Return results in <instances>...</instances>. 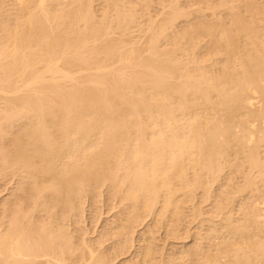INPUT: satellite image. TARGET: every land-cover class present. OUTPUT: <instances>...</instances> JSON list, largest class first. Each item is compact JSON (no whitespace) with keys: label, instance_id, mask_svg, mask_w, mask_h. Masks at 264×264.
I'll use <instances>...</instances> for the list:
<instances>
[{"label":"bare ground","instance_id":"1","mask_svg":"<svg viewBox=\"0 0 264 264\" xmlns=\"http://www.w3.org/2000/svg\"><path fill=\"white\" fill-rule=\"evenodd\" d=\"M95 1L96 0H0V124L4 123L3 125L6 126L7 124L5 123H14L13 119H15V117H23V119L25 118L24 121H26V118L28 120L27 123L25 122L24 126H22L24 121H22L21 118H18L21 120L19 121L21 123H18L19 125L15 126H19L20 128L21 126L25 127L23 128L24 130H19V133L15 132L14 128L11 130V128H5L0 125L2 128V131L0 132H2L3 135L4 133L7 134L6 136L2 135L4 137L3 139L0 133V137H2L0 139H2V141H5L6 137L9 136L8 131H11L9 134H13L12 131H14L12 136L13 138L15 137L14 139L10 138V141L7 138L8 140L6 141L8 142H4V144L8 143V146L0 151V166H3V168H6L7 166L9 167V170L11 166H14V168L11 169V173L15 171V174L17 169H14L18 167V170L22 169L24 172L26 171V175H28L29 178H34L30 179L33 181L32 183L29 182L30 185L25 180L27 179L28 181V177L25 179L22 177V180H19L22 181L21 183H23V180L25 181V184L27 183L26 186L24 183H20L22 187L23 185L28 187V194L27 192L25 193L26 199L24 198V200H22L23 206L26 205L27 207V204H33V207L30 206L31 210L29 212H32V208L33 210L35 209V212L39 211L40 206L37 208V211L34 207L36 206V202L39 201L38 199L41 198V193L39 192L43 193L47 191V189H50L53 201L55 202L54 205L51 201V192L47 191L50 193L49 201H51L52 206L51 203L49 205L52 208L54 206L56 207V205L58 208L60 202L64 204L66 202L67 204L69 200L68 196L71 194L70 192L75 193L72 194L73 196L70 195L72 197L70 201H75L74 204L78 203L80 207L83 203H79L80 201L78 199L79 202H76L77 200L74 198V195L76 196L78 194H76V191L78 192L80 190L79 192H81V189L85 187L83 189L84 193H81L86 194L87 192L85 193V189L87 188L86 191H89L90 188L95 191V188L98 185L93 188L92 186L94 184H100L102 182L104 185V183L109 182L110 187L112 185L111 189L109 188L110 191L114 188L111 196H116L119 193V200L122 201L123 198L127 203L129 202L131 204H129V206L133 209V212L128 205L127 207L131 210L132 214H135L138 209V212L149 209V212L147 211L148 213H145L146 210L142 212L145 213L143 214L144 216H146V214L149 215L151 210H155V206L159 203L161 206L163 205V208L165 207V209L160 207L162 210L159 208V211H161L155 212L161 214L165 210V213L163 214L166 215V209L169 210V208H171L172 211L176 206V202L179 201L178 199H181L179 198L180 196L182 197V195H185V198L188 197L186 200L183 199L186 202L189 198L192 199V197L188 195V192L192 193L191 191H193L194 186V189H196V186L200 185V187L198 186L193 193L196 194V191H202L200 189H203V185H205V183L202 185V179L203 182H209L205 185L207 187L210 186L208 187L209 189L207 187L204 189L205 192L209 193L211 186L213 185L214 187L213 182L216 181V177H223V180L227 179V181L218 179L219 182L223 181L222 191L226 190L223 188L227 185V189H233L230 185L233 181L237 183V179L240 182L245 181L244 183L247 184L246 188L250 189V193L246 192L248 194H245L247 201L251 198V202L258 200L255 203L256 206L253 205L255 209H257V206L260 204L264 206V202H262L264 199L262 200L261 198L264 195V190H262V188L264 189V184L262 183L264 180L260 182L261 179L259 178L260 181L257 182V177L260 175L259 171L260 173L262 171V174L264 172V158L260 156V150H257L259 146L264 143V2L260 1L259 3V0H198V2L200 1V4L202 2H209L210 4L206 5H208V8L212 9L213 12H216L217 9L220 10L217 6H224L226 8L225 11L228 10L226 15L224 14L225 17L221 16L223 12L221 14L218 10L217 14L220 13L221 15L219 14L220 17H216V13L214 12L213 14L210 10L213 14L212 16H214L213 19L215 20L213 21L212 19L208 22L206 21V18H204L205 20H197V18V21L195 19L192 20V16L189 15H191L193 11L190 13L191 10H185V7H182L183 4L181 5V0H168V2L161 0L164 3L158 2L161 3L159 6L155 4V2L159 0H102L104 3H102V1L99 3L100 5L102 4L101 9L102 6H104L102 11L99 10L97 6L96 8L98 9L95 8L94 4L97 2ZM153 1L159 8L163 6L161 7L162 10L158 9L162 12H155L158 14L154 13L155 17L154 15H151L153 13ZM215 1H219L221 4L219 5L216 3L217 6H215ZM192 3L194 4V2ZM95 9L98 12H96ZM192 9L196 11L198 10L195 8ZM204 10L200 9L199 12H203ZM196 11L194 12L197 13L198 11ZM149 12L150 15L147 14ZM97 13H101L99 14L100 16ZM159 14L162 16L160 17ZM158 15L159 19L157 18ZM203 15L201 14L200 16L202 17ZM200 16H198V19H200ZM212 16L210 17L212 18ZM185 18L188 21L187 26L186 20L181 24H185L186 27L178 23L181 19ZM189 18L192 21L188 20ZM177 23L181 28L183 27V29L175 33L176 30L180 29L176 27ZM175 27L177 29H174ZM171 28L175 31L173 29L171 30ZM172 31H174V34H170ZM205 37L208 38L206 39L209 42L206 44H208V47L210 45V47L209 50L206 48L207 51L205 52L207 53H205V55L207 56L202 54L203 58H200L201 56L198 57L195 53L200 51L199 47L203 44L199 45V42L203 40L202 43H204L206 40ZM163 40L166 42V47L164 46L165 44H163V46L161 45ZM196 44L199 45V51L196 49L193 50ZM13 123L10 125L12 126ZM11 126L8 124V127ZM49 126L53 128L54 131H52ZM3 127L9 130L6 131ZM19 127H15V130H18L16 128ZM9 142H11L12 145H10ZM4 144L0 146H3ZM9 145L11 147H9ZM229 155H238L239 159H242V162L239 160L240 164L238 163V165L241 166L238 175L243 172V168L247 165L252 172L254 170L258 171V175H256L257 177L252 178L254 176L253 174H257V172L252 173L248 168V170L243 173L247 172L248 174L249 171L251 173H249V177L246 173V175L242 173L244 177L240 175V178H232V180L231 176H235V173H237L234 171H231L234 174L230 173L229 175L228 173L227 175H223L222 173L226 171L229 172L231 169L234 170V168L237 167L236 162L238 160H233V163L235 162L234 164L236 165L234 167L231 161L234 156L230 157ZM227 157L231 160H227ZM230 162L231 166H229L230 164L228 165ZM243 162L247 163L244 167H242ZM225 165L226 167L229 166L230 170L226 167L227 170H225L223 168ZM3 168H0V172L1 170L3 172L8 170L7 168L6 170L5 168L3 170ZM197 168L201 171H198L199 174L197 173L196 175V171L194 170ZM18 170L16 175L22 171ZM236 170L238 169L236 168L235 171ZM104 171L106 173H104ZM24 172L22 174L20 172L19 174L23 175L25 174ZM53 172L58 178H55L56 175L53 174ZM200 172H202V175L206 173V176L204 175L206 179L202 178L204 176H201ZM207 172H211L214 177L211 173L208 175ZM216 172L219 173L217 174ZM5 173L6 172H4V174ZM191 173L194 174V178L190 175ZM213 173H215L216 176ZM58 174L60 175V178ZM26 175L23 176L25 177ZM37 175L40 176L37 177ZM47 175V183L45 181V185L43 181V185L41 183L42 180L39 178L43 179L42 177ZM52 175H54V177ZM221 175L223 176L221 177ZM51 176L52 179H49ZM208 176L213 178L210 177V180H208ZM225 176L228 177L226 178ZM263 176L262 178H264ZM105 178L107 181L108 179L110 181H100V179ZM214 178L215 181H213ZM242 178L245 180H242ZM35 179L40 180V183ZM253 179H257L256 183H261L260 185L263 186H256L257 191L259 190L260 192V190H262L261 192H263H260V199L259 197L256 198L257 196L255 197V195H260L256 190V192L253 191L252 197L251 195L249 197V194H252L251 188L255 189L253 187L256 185ZM53 180L55 182H53ZM96 180H98V182ZM230 180L232 181L230 182ZM51 181L53 184L51 183L52 185H49L48 183ZM94 181L96 182L92 185ZM211 181H213L211 183L212 185H209ZM226 182L230 184H227ZM235 182L232 184L236 186L234 189L237 188V192H245L246 184L243 185V182H238L239 185L242 184L244 186V188L241 186L242 189L240 188V190L238 189L240 186L238 184L235 185ZM89 185L91 187H88ZM106 185L107 187L109 186L108 184ZM220 186L219 183V190L216 188L218 191H216L217 198L220 196L218 200L222 197L225 199V196L223 195L225 191L220 192ZM19 187L18 191L22 189V187L20 189ZM25 187H23V190H25ZM100 187L102 186L99 185V188ZM186 187L192 188L191 191H187L188 194L185 193L183 189ZM98 190L96 188V191ZM114 190H116V195ZM176 191H178L177 193L183 191L184 194L180 193L181 195L176 198ZM214 191L215 187L213 188V192ZM227 191L229 192V190ZM219 192L223 193L222 196L218 195L220 194ZM45 193H43L44 196ZM193 193L190 195L193 196ZM210 193H205L207 196L204 195V197H209ZM227 193H225V195H227ZM229 193L227 197H229L230 194H233ZM240 193V196L238 193L236 195L241 198L242 193ZM43 194H41L42 197H44ZM202 194L203 193L199 195L202 196ZM46 195L48 196V194ZM81 195L79 197H81ZM213 196L207 199L209 200L216 197ZM204 197L203 199L206 200ZM19 198L22 199V196ZM19 198H17L18 201H20ZM109 198H111L110 195ZM114 198L115 197H113V199ZM43 199L46 201V198ZM191 199L190 202L192 201ZM227 199L231 201L230 197ZM25 200L28 203L24 204ZM83 200H81V202H83ZM183 200L181 201L183 202ZM221 200L223 203V198ZM10 201L12 202V200ZM56 201L59 203L57 202L56 204ZM126 201H122V204ZM213 201L211 202L212 205H214V202L217 203V201ZM224 201L229 202L228 200ZM182 202L180 204L181 206H183ZM242 202L241 204L244 205V202L248 203L249 201L246 202L244 200ZM22 203L19 202L17 203L18 206H13L15 209H18L16 210L18 213H16V211L14 213L13 211L15 209L13 210L11 208L13 211L10 212L14 213L15 216L13 214L9 216L6 213L9 216L7 217L9 220H7V222L5 221V223L8 224L7 226L6 224H3V229L0 228V264H110L111 261H114L108 253H106L108 254V259L107 256L105 258L103 251L100 252L102 253L101 255L99 254V256H96L99 251L97 252L96 250V253L93 249L91 250L93 244L90 246V249L88 248L89 246H87V244L89 245L91 242L87 241V244L85 243L87 247L83 245L84 243L82 241L85 242L86 239L77 242L78 240L74 238L75 234L72 233L71 236L73 237H69V233L71 232H68L69 236L67 235V238L66 235L63 234L64 231L62 232L60 229L63 227L57 225L59 222H56L57 224L55 226L54 221H49L50 224L53 222L55 229H57L56 227L58 226V231L61 230L60 233L52 228L54 226L51 225L50 227V225H44L45 219H41V214L44 212L42 208V213L40 212L41 217L37 218L43 220L44 226H40V223H42L40 222L41 220L37 223L38 225L34 223L35 220L32 222V219L34 218L31 216L32 213L29 212L30 217H32V219L29 218L30 222L25 221V217L24 221H22L23 219L21 220L19 214V205ZM70 203L65 205L70 207L72 205H69ZM234 203H236V201ZM252 203L254 204V202ZM252 203H250L251 206ZM43 204L50 208L48 204L46 205V202ZM64 204L59 205V207L65 206ZM74 204L73 210L76 208H78L77 211H79V209L81 210V207H76L78 205ZM238 204L240 205V202ZM38 205L39 204L37 203V206ZM185 205L184 209L186 207ZM197 205H193V209H197L196 215L194 214L195 210L192 209L194 211V213H192L194 214V217L199 216V214L201 216L202 213L198 214L199 211L203 212L202 209L200 210V206H198V211ZM221 205L223 206V204H220V206ZM229 205H231V203L226 204L228 208ZM235 205L237 204H234V206ZM250 205L248 204L247 206L250 207ZM45 206L44 210L46 208ZM177 206L179 205L177 204ZM220 206H218L219 211L217 210V218L219 216L221 217L219 212L221 213L223 212L222 210H224V207L221 206L223 208L221 209ZM67 207L64 209L55 208L54 212L51 211L50 213L58 214L62 211L69 212V210H66ZM212 207H210V209ZM215 207H217V205ZM242 207L244 206L239 207L240 209L238 208V213L243 210ZM254 207L252 209H254ZM5 208L6 207H4V209ZM134 208L138 209L135 211ZM178 208L179 207L175 209L178 210L179 213L178 211H176L177 213H174L180 215V208ZM246 208L245 205L244 209L247 210ZM182 209L181 215L184 211V209ZM232 209L234 211V208ZM255 209L252 210V215L255 214L253 211H257ZM21 210L24 211L23 209ZM58 210L60 211L58 212ZM70 210L71 213L73 210ZM22 211L21 213L23 214ZM46 211V214L48 215V210ZM169 211L167 213L170 214L171 212ZM74 212L75 211H73V213ZM121 212H124V214L126 213L125 215H127L128 210L126 212ZM155 212L153 211L152 214ZM204 212L203 215L205 214ZM246 212L247 214L249 213L248 211ZM70 213L66 214V212H64L62 215H66H58L59 217L56 214L53 218L57 216L56 218L62 220L63 217V222L64 218H66L65 216L70 215ZM142 213L140 212V215ZM214 213L215 211L211 213L209 212L210 215H215ZM231 213L229 214L231 215ZM51 214L48 217H51L52 219ZM137 214L138 213H136V215ZM186 214V212L183 213V215L187 216ZM229 214H227L226 217H230ZM23 215L26 216L27 214L25 215L24 213ZM29 215H27V217ZM136 215L135 217H139V215ZM171 215L172 214L169 216ZM183 215L182 217H184ZM210 215H208V218H211L210 220L216 217ZM128 216L129 215L124 216V218H126L123 220H126ZM161 216L160 218H166V216ZM10 217H13V219H10ZM135 217L132 215L130 219H134ZM179 217L180 216H178V219H180ZM228 217H224L223 219H228ZM237 217L236 213L235 218H233L236 222H234L236 225V228L234 229L237 230L239 228V231L240 226L237 227L238 224L236 221L239 218ZM117 218H119V216ZM139 218L144 217L142 216ZM160 218H154L152 221L156 223V220L160 221ZM165 218L163 220H165ZM170 218L171 217L167 218L168 222ZM247 218L248 215L245 216V219L241 220L244 221L247 220ZM54 220L57 221L58 219ZM61 220H58L60 221V224H62ZM123 220L121 219V221ZM141 220L139 221L141 222ZM174 220H177V218H174ZM210 220L208 219L207 222L209 221L212 223ZM254 220L255 224H253V221V223L249 225H257L255 229L259 227V230L261 225L264 227V207L257 211ZM117 221H115V223ZM179 221L175 225H178L180 223ZM225 221L222 222L225 223ZM24 222L26 224L33 223L35 225L32 224L33 226L31 225L30 228L29 224H23ZM127 222H129L128 224L130 225L131 222L128 221V219ZM127 222H121L122 224L118 223L120 226L117 227L120 229L124 226L127 227ZM220 222L221 220L218 222L216 221L214 224L218 225L217 223ZM110 223L113 224L112 222ZM134 223H136L135 219ZM204 223L205 222H203V224ZM243 223H245V221L241 223L244 227ZM214 224V230L213 227H211L210 235L208 236H211V234H214L216 231L219 232V230H215ZM222 224L220 223V227ZM241 224L239 223V225ZM35 226L36 228H39V230H37ZM62 226H64V224H62ZM224 226L225 225H223V227ZM242 226L241 228H243ZM114 227H116L115 224ZM113 228L111 231H115V228ZM52 229L55 232H53ZM120 229L117 230L123 231ZM130 230L131 228L127 230V232ZM248 230L244 232V235L252 229L250 231ZM111 231L109 232L111 233ZM125 231L123 233H125ZM222 231H220L221 235L224 236L228 229L226 231L224 229V235L222 234ZM242 231L241 234L243 233ZM257 231L258 230L254 232L252 231L253 234H255L254 236L253 234H250V236L252 235L253 238H256L257 236L258 239L259 234L256 235ZM261 231L264 230L261 228ZM261 231H259V233ZM220 232L218 233L219 235ZM239 232L238 235L241 237ZM64 233H66V230ZM115 233H117V231H115ZM120 233L122 232H119L118 234ZM204 233V235H202L203 237L206 235V232ZM232 233H235V230ZM236 234H233V237L236 236ZM113 235L115 236V234ZM120 235L123 236V234ZM263 235L264 233L261 236ZM203 237L201 240L206 241V236L204 237L205 239H203ZM215 237L217 236L215 235ZM215 237L213 238L215 239ZM218 237L216 239H218ZM225 237L226 236L223 238ZM237 237L235 238L238 242L240 238L238 239ZM242 237L244 238L245 236L242 234ZM72 238H74L73 240H77L74 242L81 243V247L84 246L83 248L86 247L88 249L85 248V250H83L79 248L78 245H75V243L72 242ZM146 238H144V242L146 241ZM263 238H261V240L259 238L260 241L259 243L257 242L258 246L254 239L251 240V237L249 239L251 240L250 242H247L248 239H246V242L248 243L246 248H248L249 251L251 250V252H255L253 250L256 249L258 251L257 253H264ZM124 239L122 240L124 241ZM142 239L143 238H141V240ZM208 239H210V237H208ZM229 239L232 241V238ZM196 240L199 242L201 241L200 239ZM241 240L243 241L244 239ZM241 240L237 245L234 241V243L229 246V249L233 248L236 252H240V250L236 249V246L241 244ZM203 242L204 241H201V243ZM213 242L214 241H212V243ZM218 242H221V239L218 240ZM218 242H216L217 246ZM226 242L228 243L229 240ZM243 242L242 244H247L245 243V240ZM201 243L199 246H201ZM223 243H220V245ZM121 244L119 245L122 246ZM145 245L146 243H144L142 249L149 248ZM215 246L213 247L215 248V251L212 248L214 253L217 252L216 249L221 250L219 249V246L217 248ZM151 247L152 245L149 249H143V252L146 250L145 254L140 252L138 255H142L141 253H143L144 256H147L149 253V256H153L154 252H151L152 255H150V251L155 249H153V247L151 249ZM195 247L197 248L198 244H196ZM206 247L204 245L203 248L202 246L200 247L202 250L205 249V251H201V249L199 251L197 249L199 254L204 252L202 254L206 258H203V255L201 254L202 256L200 257L202 258H199L200 260L204 259L209 261L210 259L207 258L208 255H206V257L205 254L206 250L208 252V250L212 251V249L209 248L210 245H208L209 249ZM221 247L222 246H220V248ZM240 247L241 246L237 248L240 249ZM196 248L188 249L189 254L191 253L190 251L195 250ZM233 249L229 252H233ZM107 250L104 251L107 252ZM181 250H183V252H180L184 253V255L185 253H188L186 252L188 251L187 249ZM222 250L219 252H222ZM211 251L210 253H212ZM117 252L121 253L123 251L117 250ZM247 252L244 251V253ZM196 253L197 252H195V254ZM222 253H219L220 255L218 258ZM244 253L242 247V256L239 255L240 253H237V255L243 258ZM184 255L183 257H185ZM186 255L187 257L191 256V254ZM196 255L199 256L198 254ZM144 256L140 257L145 259L146 256ZM197 256H195V261L193 259L194 256H191L193 259L191 260L196 264L198 263L196 262V260H198ZM215 256L213 259L216 258ZM247 256L246 258L244 257L245 263L242 259L239 260L238 256H235L236 258H234V262L237 264L243 261L242 263L246 264L250 257L254 258L253 255L248 258ZM171 257L172 256L169 258ZM227 257L232 260L233 256L230 257L228 255L225 258ZM148 258L150 259V257ZM169 258L167 256L168 260ZM167 259L165 260L168 264H170L171 261H174L173 259H170L171 261H168ZM177 259H179V256ZM180 259L183 258L180 257ZM230 259L227 260L229 261ZM252 259L250 258V261ZM263 259L264 258H262V263L264 261ZM185 260L189 261L190 259H186L185 257ZM255 260H253L255 263L252 261H249V263L259 264V261L257 262V260ZM183 261L184 260L179 261V264H182ZM203 261L201 260V263L199 262L198 264H202ZM228 261L224 262V264H227ZM154 262L152 261L153 264ZM158 262L159 261L157 260V263ZM166 262L164 263L167 264ZM190 262L188 264H190ZM205 262L203 264H205ZM231 262L229 263L235 264L234 262ZM127 263L133 264L132 261H127L126 264ZM172 263L174 264L175 262ZM176 263L178 264V262ZM111 264H113V262H111ZM149 264H151V262ZM215 264L218 263L216 262ZM221 264H223V262Z\"/></svg>","mask_w":264,"mask_h":264},{"label":"rangeland","instance_id":"2","mask_svg":"<svg viewBox=\"0 0 264 264\" xmlns=\"http://www.w3.org/2000/svg\"><path fill=\"white\" fill-rule=\"evenodd\" d=\"M96 1H97V2H96ZM96 1H95V2H96V3H95L96 5L94 4L95 8H96V6H97V7L99 8V10L102 11V9H103L104 6H102V9H101V5H102V4H101V5L99 4V3H101L102 0H100V1H99V0H96ZM155 1H156V0H155ZM162 1H164V2L167 1V2H168V0H162ZM162 1H161V0L156 1L155 4H157V5L159 6V4L164 3V2H162ZM191 1L194 2L195 5H194ZM196 1H197V2H196ZM260 1H263V2H264V0H259L258 2L260 3ZM158 2H161V3H158ZM180 2H182L181 5L183 4L182 7H185V8H184L185 10H187V11L191 10L190 13L193 11L192 14L189 15V16H192V17H191L192 20H193V19L196 20V18H197V20H202V19L206 18V19H207L206 21L209 22V20H212V19L214 18V16H212V15L214 14L215 11L213 12L212 9L208 8V5L210 4L209 2H207V3L202 2L201 4H200V1L198 2V0H181ZM188 2H189V3H188ZM190 2H191V3H190ZM263 2H262V3H263ZM102 3H104V2L102 1ZM216 3L219 4V5L221 4L219 1H218V2L215 1L214 4H216ZM152 4H154V1L152 2ZM152 4H151V6H152ZM155 4H154L153 7H152L154 10L152 9V12H153V13L151 14L152 16L154 15V17H155V14H158V13H155V12H159L160 10H158V9H161V10H162L161 7H163V6H161V7L159 8V7H158L157 5H155ZM189 4H190V5H189ZM192 4L194 5V7H193ZM196 4H197V6H196ZM204 4H205V6H204ZM206 4H208V5H206ZM217 4H216L215 6H217ZM263 4H264V3H263ZM162 5H164V4H162ZM200 5H201L202 8L200 7ZM202 5H203V6H202ZM187 6H189V7H187ZM156 7H157V8H156ZM190 7L195 8V9H198V10H197L198 12H197L196 10L190 8ZM196 7H198V8H196ZM204 7H205V8H204ZM217 7L220 9V10H218V9H217V10H218L221 14H222V12H223L222 15H221L220 13H219V14H220L221 16L225 17L224 14L226 15V12H228V10L225 11L226 8H225L224 6H223V7H222V6H221V7L217 6ZM98 8H96V9H98ZM186 8H187V9H186ZM199 8L202 9V10H204V9L206 10V9L208 8L207 10H209V11H207V10L205 11V10H204L205 12H204V11H203V12H202V11L199 12V10H200ZM96 9H95V10H96ZM156 9H157V10H156ZM188 9H189V10H188ZM222 9H223V10H222ZM150 10H151V7H150ZM210 10L213 12V14L211 13ZM217 10H216V12H215V13H216V17H220V15L217 14V13H218ZM101 11H99V12H101ZM194 11H196V12L199 13L200 15H201V14L203 15L204 13H205V14L202 16V17H203V18H202L199 14L195 13ZM224 11H225V12H224ZM96 12H98V11L96 10ZM160 12H162V11H160ZM160 12H159V13H160ZM154 13H155V14H154ZM97 14H98V13H97ZM99 14H101V13H99ZM99 14H98V15H99ZM147 14L150 15V12L147 13ZM147 14H146V16H147ZM161 14H162V13H161ZM193 14H194V15H193ZM206 14H207V16H206ZM210 14H211V15H210ZM159 15H160V14H159ZM159 15L157 16L158 19H159ZM217 15H218V16H217ZM99 16H100V15H99ZM161 16H162V15H160V17H161ZM198 16H200V19H198ZM210 16H212V18H211ZM147 17H148V16H147ZM194 17H195V18H194ZM208 17H209V19H208ZM186 18H187V17H186ZM186 18H185V19H181L180 22H178V23H180V25H182L181 23H184V20L187 21ZM191 19L189 18L188 20L192 21ZM197 20H196V21H197ZM204 20H205V19H204ZM214 20H215V19H213V21H214ZM193 22H195V21H193ZM178 23H177V26H176V27H177L178 29L180 28L179 30H176V31H175L174 29H177L176 27H175L174 29L171 28V30L173 29V30L175 31V33H176L177 31H181V30L183 29V27L181 28L180 25H178ZM187 23H188V21L186 22V26H187ZM195 23H197V22H195ZM182 26H185V24H183ZM186 26H185V27H186ZM185 27H184V28H185ZM174 31H172L173 33L171 32L170 34H174ZM135 33H136V32H135ZM172 36H173V35H172ZM206 38H207V37H205V39H206ZM207 39H208V38H207ZM207 39L205 40L204 43H202L203 40H202L201 42H199V45L203 44L201 47H199V50H200V51L198 50V46H199L198 44H196L195 48H193V50L196 49V50H198V51L200 52V54H199V52H196V53H195V54H197L196 56H198V57L201 56L200 58H203V57H202V54L205 55V53H207V52H205V51L209 50L210 45H209V47L207 46L208 44H206V43L209 42ZM163 44H165V45H164L165 47L167 46V45H166V42H165L164 40H163V42L161 43V45L163 46ZM204 44H206V45H204ZM205 46H206V47H205ZM165 47H164V48H165ZM202 47H203V48H202ZM206 48H208V49L206 50ZM196 50H195V51H196ZM203 51H204V52H203ZM201 52H203V53H201ZM205 56H207V55H205ZM214 57H215V56H214ZM217 57H218V56H217ZM199 62H200V60H199ZM220 65H221V64H220ZM18 118H21V117H18ZM18 118L15 117V119H13L14 123H16V124H14L13 122H11V123H13L12 126L10 125L11 123H5V124H7L6 126L3 125L4 123H2V124H0V125L4 126L5 128H9V129L11 128V130H13V128H14V131L17 132V133H19V132H20L19 130H22L23 128H25V127H22V126H24V123H25V122L27 123L28 120H27V118H26V121H24L25 118L23 119V117H22L21 120L24 121V122L22 123L23 125L21 124L22 126L20 125V126H21V128H20L19 126H15V125H19V124L21 123V122H19V121H21V120L18 119ZM18 123H19V124H18ZM8 124H9V126H11V127H8ZM4 127H3V129H5ZM15 127H19L20 129H19V128H16V129H18V130H15ZM49 128L52 129V131H54L53 128H51L50 126H49ZM1 129H2V128L0 127V131H2ZM9 129H8V130H9ZM5 130L8 131L7 129H5ZM23 130H24V129H23ZM3 131H4V130H3ZM14 131H12L13 134H14ZM9 132H11V131H8V135H9V136L6 137L5 141L8 140V139H9V141H10V140H11L10 138H12V139L15 138V137L13 138V136H12L13 134L10 133V134H11V135H10ZM0 133H1V136H2L3 133H2V132H0ZM6 133H7V132H6ZM17 133H15V134H17ZM53 134H54V133H53ZM6 135H7V134L4 133L3 136H6ZM3 136H2V137H3ZM10 136H12V137H10ZM14 136H15V135H14ZM2 137H0V138H2ZM7 138H8V139H7ZM3 139H4V137H3ZM5 141H4V140L2 141V139H0V143H1L0 145L4 144ZM6 142H8V141H6ZM9 143H10V145H12L11 142H9ZM263 144H264V143H262V144L259 146V148L257 149L258 151L260 150V151H259V154H260V156H261L262 158H264V145H263ZM10 145H9V147H11ZM262 145H263V146H262ZM7 146H8V143H7V144L5 143L3 146H0V151L4 150ZM9 147H8V148H9ZM2 148H3V149H2ZM229 156L232 157V156H234V155H229ZM227 158H228L227 160H229V157H227ZM233 158H235V159H233ZM233 158H232V160L230 159V160L232 161V165H234V167L237 165L236 168H237L238 170L235 171L236 168H234L233 166H232V167L234 168V170H232V169L230 170V169H229V166H231V162H230V163H228V165L230 164L228 167H226V165L223 167L225 170H227L226 168H228L230 171H229V172L226 171V172H227V173H226V172H224L225 170L222 169V170H224V171H223L224 173H222V172H220V173H222L223 175H227V174L229 173V175H230V173H231V174H234V173L231 172V171H234V172H237V173H235V176L232 175L233 177L231 176V179H232V178H233V179L240 178V177H241L240 175H242V177H244L243 174L246 175L247 172H245L246 174L243 173V172L246 171V170H248V169H250V168L247 167V165H246L247 163L243 162V163H245V164L242 163V167H244L245 165H246V167L243 168V169H244L243 172L241 171L243 174L239 172L240 175H238V171L241 170V169H240L241 166L238 165V163L240 164V162H242V159H239V156H238V155H237V156H234ZM237 158H238V159H237ZM240 158H241V157H240ZM65 159H66V158H65ZM65 159H63V160H65ZM230 160H229V161H230ZM233 160H238V161L236 162V165L234 164L235 162L233 163ZM239 160H241V161L239 162ZM0 165H1V164H0ZM238 166H239V167H238ZM225 167H226V168H225ZM0 168H3V166H2V167L0 166ZM4 168H5V167H4ZM4 168H3V170H4ZM6 168L8 169L9 167L6 166ZM6 168H5V170H6ZM12 168H14V166H13V167L11 166L10 170H9V169L7 170L8 172H7V171H4V172H6L5 174H4V172H3L2 170H1V172H0V216L2 215L4 218L6 217L5 220H4V218H3L2 216L0 217V220H1V221H0V225H1L0 228H1V229H3V227H4L3 224H6V226H7L8 223H5V221L7 222V220H9V218H7V217H9L11 214H13V215L15 216L14 213H15V211L18 210V209H15V207H13V206H18L17 203H19V202L22 203V202H23L22 200H24V198H25V193L28 191V187H25L27 183L25 184V181L23 180V183H24V185H25V186L23 185V187H25V190H23V187L21 186V184H23V183H21L22 181H19V180H22V177H23L24 179L28 177V175H26V171L24 172V170L20 169V170H22V171L25 173V174H23V175H26V176L24 177L23 175H21L23 172L20 171V170H18V169H19L18 167H16V168L14 169V170L17 169L18 171L21 172V174H19L20 172L18 173V175L21 177V178H20L18 175H16V174H17V170H16V174H15V171H13V173L15 174V176H14L13 173H11V172H12V170H11ZM230 168H231V167H230ZM247 168H248V169H247ZM197 169H198V170H197ZM197 169L194 170V171H196V173H195L196 175H197V173L199 174L198 171H201L199 168H197ZM55 171H56V170H55ZM55 171H54V172H55ZM105 171H106V170H105ZM105 171H104V173L107 172V171H106V172H105ZM194 171H192V172H194ZM220 171H221V170H220ZM249 171L252 172L251 169H250ZM249 171H248V174H247L248 177L250 176V175H249V173H250ZM54 172H53V174H55V173L58 172V171H56L55 173H54ZM203 172H204V171H203ZM253 172H257V174L254 173V174H253L254 176H253V177L251 176V177H252V178H256V177H257L256 175H258V171H255V170H254ZM253 172H252V173H253ZM9 173H10V174H9ZM51 173H52V172H51ZM58 173H59V172H58ZM210 173H211V172H210ZM210 173L207 172L208 175H210ZM216 173H217V172H216ZM218 173H219V172H218ZM218 173H217V174H218ZM11 174H13V175H11ZM200 174H201V176H204L206 173H205L204 175H202V172H200ZM213 174L215 175V173H213ZM250 174H251V173H250ZM259 174H260L259 176H261V177H259V176L257 177V179H258L257 182L260 181L259 178L261 179L260 182H262V181L264 180V178H262V176L264 175V172H263V174H262V171H261V173H260V171H259ZM261 174H262V175H261ZM40 175H41V174H40ZM40 175H37V177L40 176ZM49 175H50V174H49ZM55 175H56V174H55ZM58 175H59V174H58ZM190 175H192V177L194 178V176H193L194 174H193V173H191ZM190 175H189V177H190ZM211 175H212V173H211ZM223 175H221V177H222ZM229 175H228V176H229ZM13 176H14V177H13ZM52 176L54 177V175H52ZM52 176H51V178L49 177V179H52ZM56 176H57V175H56ZM56 176H55V178H58V176H57V177H56ZM205 176H206V175H205ZM205 176L202 177V178H205ZM212 176H213V175H212ZM215 176H216V175H215ZM217 176H218V175H217ZM219 176H220V175H219ZM228 176H227V177H228ZM239 176H240V177H239ZM247 176H245V177H247ZM5 177H6V178H5ZM35 177H36V176H35ZM37 177H36V178H37ZM195 177H196V176H195ZM210 177H211V176H208L207 179L210 180V179H209ZM213 177H214V176H213ZM213 177H211V178H213ZM225 177H226V176H225ZM227 177H226V178H227ZM234 177H235V178H234ZM248 177H247V178H248ZM263 177H264V176H263ZM28 178H29V177H28ZM31 178H32V177H30L28 181H27V179H25L26 182H28V184H29V182H31V183L33 182V181L30 180ZM42 178H43V179L39 178L40 180H42L41 183H42L43 181H44V183H45L46 178L48 179V175H47V176H43ZM59 178H60V175H59ZM216 178H217L216 181H215V178L213 179V181H215L216 183L213 182V181H211L210 184H209V185H212L211 183H212V182L214 183L215 191L213 192V188H214V187H213V185H212V186H211V189H212V190H211V189L209 190V193L211 192V193H210V196L208 195L209 197H207V198H210L211 196H213V194H214L213 197L216 196V194H217L216 191L219 190V187H218V186H219V183H220V185H221V186H220V192H221V191H222V184H223V181H225V180L227 181V179H224V180H223V177H222V178H218V177H216ZM252 178H251V179H252ZM32 179H34V178H32ZM205 179H206V178H205ZM205 179H204V180H205ZM218 179L223 180V181H221L222 183L219 182ZM233 179H232V180H233ZM257 179H255V180L253 179V180L255 181V184H256V185L254 184L255 187H253V188H255V189H252V188H251V190H252L251 193H252V194H249V197H250V195H251V197H252V195H253V191H255V190L257 191V189H256L257 187H256V186H258V185H259L258 187L261 186V185H260L261 183H260V184H259V183H256V180H257ZM35 180H36V179H35ZM37 180H38V179H37ZM37 180H36V181H37ZM40 180H38L37 182L40 183ZM54 180H56V179H54ZM54 180H53V182H55ZM98 180H99V179H98ZM98 180H96V181L98 182ZM101 180H102V181H103V180H104V181H107L106 178H105V179H100V181H101ZM232 180H230V182H231ZM239 180H240V179H239ZM242 180H245V179L242 178ZM242 180H241V181H242ZM49 181H50V180H49ZM96 181H94V182L92 183V185H93ZM108 181H110V180L108 179ZM108 181H107V182H108ZM53 182L51 181V182H49L48 184H49V185H52ZM207 182H208V181H207ZM207 182H205V181L203 182V179H202V185H203L204 183H205V185H206ZM217 182H218V183H217ZM228 182H229V180H228ZM234 182H235V181H233V183H234ZM238 182H240V181H238V179H237V183L235 182V185H236V184L239 185ZM242 182H243V185L246 184V183H244L245 181H242ZM242 182H240V183H242ZM18 183H19V184L21 183V184H20V187H19V184H18ZM44 183H42V184L44 185ZM46 183H47V181H46ZM46 183H45V185H46ZM51 183H52V184H51ZM99 183H100V182H99ZM103 183H104V182H103ZM208 183H209V182H208ZM226 183H227V182H226ZM226 183H224V184H226ZM233 183H232V184H233ZM262 183L264 184V181H263ZM48 184H47V185H48ZM106 184L109 185V182H108V183H104V185H103L102 182H101L100 184H94V185L92 186L93 188H95L96 185H98V186L96 187L97 190H98V188H99V185L102 186V187L99 188V190H98L99 192L96 191V188H95V191H94V189L90 188V189H89L90 192H89V191H86L88 188L85 189V193L87 192V193H86L87 195L81 193V192L84 193L83 189H84L85 187H84L83 189H81V190H82L81 192H79L80 190H79L78 192L75 190V191H76V194L78 193L77 195H79V194H80V195H81V194L84 195V196L81 195V197H82L84 200H83L81 197H79L80 195H79V196L76 195L77 198H76V196L74 195L75 200L78 199V200L80 201V202H79V201L77 200L76 202L83 203L82 206H80V207H81V210L79 209V211H77L78 208H76L75 210H73V209H74L73 204H74L75 201H74V200H73L74 202H72V200L70 201V199H72V197H71L70 195H72L74 192H70L71 194L68 196V199H69V200H68V202H67V204L70 203V202H72V203L69 204V205L72 204V205H71L72 207H71V206H70V207H67V206H66V205H67L66 202H65L66 205H65L64 203L60 202L59 205L64 204L65 206H60V207H59V205H58V208H57V205H56V207L54 206V205H55V202L53 201V196H52V192L50 191V189H47V191H50L51 194L48 193L47 191H45L46 193L43 192V193H45V196H47L46 194H48V196H47L48 199H47V197L44 196V194H43L42 192H39V193L43 194V196H44V197H42V195L40 194V197H41V198H39V199H38L39 201L37 200L38 202H36V206H37V203H38L39 205H38L37 207L34 206V207L36 208V211H37V208H39V206H40L39 211L35 212V211H34L35 209L33 210V208H32V212H29V211L31 210V209H30V206H32L33 204H31V205H30V204H27V207H26V205L23 206V203H22V204H20V205H22L23 207L19 205V214H20V218H21V220L23 219L22 221H24V217H25V221L30 222V221H29V218L32 219V217H33L34 219H32V222H33V220L37 221V222L34 221V223H36V225H38L37 223H39V220H41V219L44 220V219H45L46 224H45V222H44V225H50V227H51V225L54 226L53 222H52L51 224L49 223L50 220H52V221L55 222V226H56V224L59 222L57 225H59L60 227H63V228H64V229H63V228H60V229L62 230V232H63V231L65 232V230H66V233H67V234L64 233V232H63V234H65L67 238H68L69 235H70V236H69L70 238L73 237V236H71L72 233L75 234V235H74V238L77 239L78 241H77V240H73L74 238H72V239H71V240H73L72 242H74V241L79 242L80 240L82 241V239H83V240L86 239L85 242L82 241V242L84 243V244L82 243L84 246H86V244H87L86 242H87V241H88V242H91V244H89V245L87 244V246H89L88 248L90 249V246L93 244V245H92L93 248H91V250L93 249L95 252H96V250H97V252L99 251V252H98V255L95 254L96 256H99V254L101 255L102 253H100V252L103 251V255H104V257L106 258V256H107V259H108V254H109V255L114 259V261H111V262H113V264H119V263H120V264H124V262H125V264H126L127 261H132L133 264H149L150 262H151V264H153L152 261L154 262V260H155L154 264H155V263H156V264H165L164 262H166L165 259H167V256H168V258H169L170 256L173 257V258H172V257H171V258H172L174 261H171V260H172L171 258H169V260L167 259L168 261H171V263H172V262H175V263L178 262V264H179V263H180L179 261L184 260L183 263L185 262L184 264H186V263L188 264V263H189L190 261H192L193 259H194V261H195V256H197L196 254L199 255V256H197V257H198V258H197L198 260H196V262H198V263L200 262V263H201V260L203 261L204 259H201V260H200L199 258H202V257H200V256H202V255H203L202 253H204V252H201V253L199 254L198 251H197V249H198L199 251H200V249H201V251H205V249L202 250L203 245H204L205 247H206V245H207V247H206L207 249H209V248L212 249L215 245H216L215 247L217 248V247L220 245V243H223V242H224V243L220 245V246H222V247L220 248V246H219V249H221V250L223 249L222 252H223V251H224V252H223V253H222V252H219V251H221V250L216 249L218 253H217V252L214 253L215 248H213L214 251H213V249H212V251H211V250H208V252H209V254H208V252H207V250H206V254H205V256L208 255V257H207V256H206V257H207V258H210V259H209V261H208V260H207V261L204 260L203 263L206 261L205 264H210V263H211V264H215L216 262H217L218 264H221V263L223 262V264H224V262L228 261L227 259H230V258H228V257L225 258V257L228 256V255H229L230 257L233 256V257H232V260H233V261L230 259V260L228 261V263L231 262V261L234 262V258H236L237 256L239 257V258H238L239 260L242 259V260L244 261V263H245L244 257L246 258V256L248 255V253H249V255L247 256V258H248L249 256H252V255H253L254 258L257 260V262L259 261V264H260V261H261V264L264 263V261H263V263H262V258H264V253H261V252L257 253L258 251H257L256 249L253 250V251H255V252H251V250L249 251L248 248H246V246L248 245L247 242H250V241L253 240V239H254L256 245L258 246L259 241H260L261 238H263V236H264V235L261 236V235L264 233V231H261V228L264 230L263 225L260 226V230L258 229L259 227H257V229H255V227H256L257 225H256V226L252 225L254 228H253L251 225H249V224L253 223V221H254L253 224H255V220H254V219H255V215H256L257 211L260 210V208L263 209L264 206L260 204L259 206H257L258 208L256 207L257 209H255V207H254L253 205H255V203H256L258 200L256 201V200L253 199L254 201H252V202H254V204L250 201L252 198H251L250 200H248L249 202L247 201L245 194L247 195L248 193H250V192H249L250 189L246 188V187H247V184L245 185V189H246L245 192H244V191H243V192L240 191V190L242 189L241 186H243L242 184L239 185L240 187H238V185H237L238 189L241 188V189L238 190V191H240V192L242 193V195H241L242 197H241V198H242L243 200L239 197V196H240V195H239L240 192H237V191H236L237 188L234 189V187H236V186H234V185L231 184L230 186H231V188H233V189H230V188H229L230 186L228 187L229 189H227V186H228L227 184H230V183H227V184H226L227 186H224V185H223V186H224L223 189H226V190H223V191H225V193L228 192L227 190H229L230 193H233V194L231 195V194L228 192V193L231 195V196L229 195V197H230V199H231V201H229V199H227V198H229V197H227V196H228V193H227V195H225V193L223 194V193H220V192H219L220 194H218V195H221V196H222V194H223V195L225 196V199H224V197H222V198H223V203H222V200H221L222 198L220 199V200H221V203H220V200H218V198H220V196H219L218 198H217V196H216L215 198L212 197V198L214 199V201H217V203L214 202L213 199H209V200H208L207 198H205V197H204L205 193L209 194L208 192H205V191H204V189L207 187V186H205V185H203V186H204L203 189H200V190H202V191H196V194L193 193V192L197 189L198 186L200 187V185L196 186V189H194V187H195V186H194V187H193V191H191L192 188L189 187V188H190V189H189L188 187H186V188H183L184 191H185V193H187V191L189 190V191H191V192L193 193V196H195V197H193L192 195H190V194H192V193L188 192L189 194H188V193H187V194H188L190 197H192V199L189 198L188 201L190 202V199H191L192 201H191L190 203L187 201V202H188V203H187V202L184 201L183 199L186 200V198H188V197L185 198V197H184L185 195H182V197L180 196L182 193L184 194V192L182 191V192L177 193L178 191H176V195H177L176 198H178L179 196H180L179 198H181V199H178V200L180 201V203H179V201H177L178 203L176 202V204H175V205H176L175 208H177V207L180 208V209L178 208V209L180 210V215H179V214H178V215L175 214V213H177L176 211H178V210H176L175 208H174L172 211H171V208H169L170 211H169L168 209H166V215H164V214H163V213H165V210H164V211L161 213V214H162V216H161L160 213H156V212H157V211L160 212V211L162 210L160 207L163 208V205L161 206V204L158 203V204L155 206V210L153 209L154 212L156 211L154 214H152L153 211L151 210V213H149V215L146 214V216H144L143 214H145L149 209H148V210L145 209V210H146V211L144 210L145 213H142V212H144V211H142V210L140 211V212L142 213L141 215H142L144 218H139V217H142V216L140 215V212H138V211H139L138 208H136V209H138L137 211H136L135 208H134V209H135L136 213H138L137 215H139V217L136 215L135 212H134L135 214H132V213H131V210H132V212H133V209L129 206L130 203H129V202L127 203L126 200H124L122 197H120V198H122V201H126V202H124V204H122V201L119 200V193L117 194V193H116V190H114V191H115V195H116V194H117V195H116V196H113V195H112L113 197H115V198L113 199V197L111 196V193H113V189H114V188L112 189V191H110L112 185H111V187H110V185L107 187ZM110 184H111V183H110ZM215 184H216L217 186H216ZM263 184H262V185H263ZM29 185H30V184H29ZM54 185H55V184H54ZM54 185H53V186H54ZM105 185H106V186H105ZM17 186L19 187V189L22 187L21 190H23V191H25V192H23V191H21V190L18 191V187H17ZM13 187H14V188H13ZM86 187H87V186H86ZM88 187H91V186L89 185ZM208 187H210V186H208ZM208 187H207V188H208ZM212 187H213V188H212ZM261 187H263V186H261ZM109 188H110V189H109ZM216 188H217V190H216ZM243 188H244V186H243ZM15 189H16V190H15ZM51 189H52V188H51ZM53 189H54V188H53ZM91 189H92V190H91ZM108 189H109V190H108ZM179 189H181V188H179ZM183 189H182V190H183ZM186 189H187V190H186ZM208 189H209V188H208ZM208 189H207V190H208ZM14 190H15V191H14ZM177 190H178V189H177ZM207 190H206V191H207ZM230 190H231V191H230ZM243 190H244V189H243ZM262 190H264V189L262 188ZM262 190H260V192H261ZM17 191H18V193H17ZM53 191H55V190H53ZM73 191H74V190H73ZM92 191L94 192V194H93ZM109 191H110V192H109ZM179 191H180V190H179ZM223 191H222V192H223ZM256 191H255V192H256ZM12 192H13L14 194H13ZM19 192H21V193H19ZM22 192H23V194H24V197H23ZM108 192H109V193H108ZM197 192H198L199 194L203 193L202 196H203L206 200H204L203 197H202L201 195H199ZM200 192H201V193H200ZM204 192H205V193H204ZM217 192H218V191H217ZM246 192H248V193H246ZM255 192H254V193H255ZM257 192H258L260 195H259V196H258V195H255V197L257 196L256 198L259 197V199H260L261 193H263V192L260 193L259 190H258ZM9 193H10V194L12 193V194L10 195ZM39 193H38V194H39ZM88 193H89V195H88ZM97 193H98V194H97ZM180 193H181V194H180ZM212 193H213V194H212ZM237 193H238L239 196L236 195ZM241 193H240V194H241ZM243 193H244V195H243ZM258 193H256V194H258ZM21 194H22V195H21ZM27 194H28V192H27ZM49 194H50L51 197H52V198H51V201L54 203V205H53V206H54V207H53L54 209L51 207V206H52V203H51V201H49V200H50ZM53 194H54V193H53ZM74 194H75V193H74ZM187 194H186V195H187ZM197 194H198V195H197ZM13 195H14V196H13ZM15 195H16V196H15ZM20 195L22 196V199L19 198V197H21ZM109 195H110L111 198H109ZM188 195H187V196H188ZM262 195H263V194H262ZM26 196H27V195H26ZM72 196H73V195H72ZM117 196H118V197H117ZM196 196H197V197H196ZM205 196H207V195H205ZM236 196H237L239 199H238ZM244 196H245V197H244ZM263 196H264V195H263ZM263 196L261 197L262 200L264 199ZM9 197H10V198H9ZM70 197H71V198H70ZM200 197H201V198H200ZM17 198H19L20 201H18ZM43 198H46V201H45V199H43ZM74 198H73V199H74ZM79 198H81V199H79ZM194 198H195V199H194ZM4 199H5V200H4ZM9 199L12 200V202H11ZM25 199H26V198H25ZM201 199H202V200H201ZM215 199H217V200H215ZM236 199H237V200H236ZM248 199H249V198H248ZM42 200H43V201H42ZM47 200L49 201V203H48ZM81 200H83V202H81ZM181 200H183L184 203L186 202L185 204H187V205H189V206L185 205ZM203 200H204V201H203ZM224 200H228L229 202H226V201H224ZM238 200H239V201H238ZM240 200H241V201H240ZM244 200H245L246 202H248V203H245V202H244V205H243V204H241V202L244 201ZM16 201H17V203H16ZM25 201H26V200H25ZM25 201H24V204H25V203H28L27 201H26V202H25ZM40 201H41V202H40ZM69 201H70V202H69ZM120 201H121V202H120ZM212 201L214 202V203H213L214 205L211 204ZM235 201H236V203H234ZM9 202H10V203H9ZM14 202H15V203H14ZM45 202H46V205H47V204L49 205V204L51 203V206L49 205L50 208H49L48 206H45V204H43V203H45ZM57 202H58V201H56V204H57ZM119 202H120V203H119ZM181 202H182L183 206L180 205ZM239 202H240V205L238 204ZM260 202H261V200H260ZM262 202H264V201H262ZM262 202H261V203H262ZM58 203H59V202H58ZM126 203H127V204H126ZM193 203H194V204H193ZM225 203H226V204H227V203H229V204L231 203V205H229V208L227 207L228 205L226 206ZM232 203L237 204L238 206L235 205V206H237V207H235L234 204H232ZM242 203H243V202H242ZM250 203H252V206L250 205ZM13 204H14V205H13ZM15 204H16V205H15ZM75 204L78 205V203H75ZM75 204H74V205H75ZM120 204H121V205H120ZM177 204H178L179 206H177ZM191 204H192V205H191ZM195 204H196V205L198 204V205H197L198 211H199V207H198V206L201 207L200 210L202 209L203 212L205 211V212H204V213H205L204 215H203V212H202V211H201V212H200V211L198 212V214H199V213H202V214H201V216L203 215L202 217L200 216V214H199V216H196V217H199V218L194 217V214L196 215V213H197V212H196L197 209H196V208L193 209V205H195ZM220 204H223V206H222V205H221V206L224 207V210H222L223 212H221V213L219 212V215L221 214V217L219 216V217L217 218V214H218V211H219V210H218V209H219L218 206H220ZM248 204L250 205V207L247 206ZM2 205H3V206H2ZM4 205H5V206H4ZM69 205H68V206H69ZM80 205H81V204H80ZM122 205H123V206L125 205L124 208H123ZM127 205H128V207H130L131 210H129V208L127 207ZM130 205H131V204H130ZM184 205L186 206L185 209H184ZM216 205H217V207H215ZM224 205H225V206H224ZM245 205H246V207H247V208H246L247 210L244 209ZM44 206H45L47 209L45 208V210H44ZM157 206H158V207H157ZM212 206H213L214 208H213ZM221 206H220V208L223 209ZM241 206H244V207H242V208H243V210H245V211L241 210V212L239 211V213H238V210L240 209L239 207H241ZM255 206H256V205H255ZM260 206H262V207H260ZM1 207H2V208H1ZM4 207H6V208L8 209V211H7L6 208L4 209ZM9 207H10V208H9ZM20 207H21V209H23V210H24L25 207H26V209L24 210V211H26V212L22 211V210L20 209ZM32 207H33V206H32ZM65 207L70 208V209H72V210L75 211V212L73 213V211H72V212L70 213L71 210L66 208V210H69V212H67V211H64V212H66V214H69V213H70L71 216H70V215L65 216L66 218H64V221L62 222L63 217H62V220L59 219V218H56L58 215H61V216L66 215V214L62 215V213H64V212H63L62 209H61V211H62V212H60L61 214H60V213H58V214L56 213L57 216H55V218H53L54 215H56V214H55V213H52V214H51V213H50L51 211L54 212L55 208H57V209H59V208H63V209H64ZM76 207H79V205L76 206ZM80 207H79V208H80ZM121 207H122V208H121ZM181 207L184 209V211L182 212V215H183V213H185V212L187 213V214H186L187 216L183 215L185 218L182 217V215H181V209H182ZM194 207H195V206H194ZM210 207H212V208H211L212 210L210 209ZM226 207H227L229 213L233 212V213H231V215L227 212ZM253 207H254V209L257 210V211H253V213L255 212V214L252 215V210H254V209H252ZM259 207H260V208H259ZM11 208H12L13 210H14V209H15V210L13 211V210H11ZM41 208H42L43 211H44L43 213H42ZM51 208H52V209H51ZM127 208H128V209H127ZM159 208L161 209L160 211H159ZM216 208H217V209H216ZM230 208H231V209L234 208V211H233V209H232V211H231ZM235 208H237V209H235ZM238 208H239V209H238ZM242 208H241V209H242ZM249 208H250V209H249ZM57 209H56V210H57ZM126 209L128 210L127 215H129V216L127 217V219H128V221L131 222L130 225L128 224L129 222H127V219H126V220H123V219L126 218V217L124 218V216H127V215H125L126 213L124 214V212H121V211H125V212H126V211H127ZM163 209H165V207H164ZM183 209H182V210H183ZM192 209L195 210V213H194V211H193ZM229 209H230V211H229ZM2 210H3L4 212H3ZM20 210L23 212V214L25 213V215H26V214L29 215V213H32V215H31L32 217H30V215H29L28 217H27V215L24 216V215L21 213ZM40 210H41V211H40ZM46 210H48V215L46 214V213H47ZM209 210H211V211H209ZM213 210L215 211V213H214L215 215H212V214L210 215L209 212H210V213H211V212H214ZM217 210H218V211H217ZM10 211H11V212L13 211L14 213H11ZM33 211H34V212H33ZM59 211H60V210H58V212H59ZM117 211H119V212H117ZM129 211H130V212H129ZM168 211L171 212L170 214H172L173 216H172V215L169 216L170 214L167 213ZM236 211H237V212H236ZM242 211H243V213L245 212L246 214H245V213L243 214ZM246 211H248L249 213L247 214ZM2 212H3L4 214H3ZM28 212H29V213H28ZM40 212H41L42 214H41ZM76 212H77V214H76ZM78 212H80V213H78ZM81 212H82V213H81ZM148 212H149V211H148ZM148 212H147V213H148ZM174 212H175V213H174ZM206 212H207V213H206ZM226 212H227V213H226ZM6 213H7L9 216H8ZM9 213H10V214H9ZM16 213H18V211H16ZM37 213H38V214H37ZM49 213L52 215V219H51V217H48V216L50 215ZM117 213H118V214H117ZM129 213L132 214V215H134V217H135V215L138 217V219H137V217L134 218L135 221H136V223H134V219H132V218L130 219V217H132V215H130ZM178 213H179V211H178ZM192 213H194V214H192ZM222 213H224V214H222ZM234 213H235V214H234ZM236 213H237V216H238L237 218H239V219L236 218V219H237L236 221H237V224H238L237 227L240 226V230H239L240 232L238 231L239 228H238L237 230L234 229V228H236V225H235L236 222L234 221L235 219L233 220V218H235ZM35 214H36V215H35ZM40 214H41L42 217L40 216ZM44 214H45V215H44ZM74 214H75V215H74ZM121 214H123L124 216L121 215ZM150 214H151V215H150ZM158 214H159V215H158ZM174 214L177 215V216H175ZM207 214L210 215V216H214V217L216 216V217L213 218L212 220H210L211 218H208V215H207ZM227 214H229L230 217L227 216L228 219H225V220H226V221H225L223 218H224V217L227 218V217H226ZM241 214H243V215H241ZM250 214H251L252 216H251ZM13 215H12V216H13ZM78 215H79V216H78ZM163 215L166 216V218H165ZM188 215L190 216V218H189ZM222 215H223L224 217H223ZM233 215H234V217H233ZM239 215H241V216H239ZM247 215H248V218H247V220H244L245 223H243V224H244V227H243L241 223L244 222V221H242V220L245 219V216H247ZM249 215H250V216H249ZM61 216H60V218H61ZM72 216H73V217H72ZM116 216H117V217L119 216V218H117ZM120 216H121V217H120ZM153 216H154V217H153ZM157 216H158V217H157ZM160 216H161V217H164L165 220H163L164 218H160ZM178 216H180V217H179L180 219H178ZM26 217H27V219H26ZM37 217H41V219H39V218H37ZM58 217H59V216H58ZM67 217H68V218H67ZM169 217H171V218H170V220H169V222H168V219H167V218H169ZM173 217H174L175 219L177 218V220H174ZM181 217H182L183 220L181 219ZM186 217H187V218H186ZM200 217H201V218H200ZM222 217H223V218H222ZM231 217H233V218H231ZM252 217H253V218H252ZM2 218H3V219H2ZM36 218H37V219H36ZM49 218H50V219H49ZM114 218H115V219H114ZM154 218H155V219L160 218V221H159V220H156L157 222L155 221L156 223H154V222L152 221V220H154ZM219 218H221V219H219ZM10 219H13V217H12V218L10 217ZM48 219H49V220H48ZM54 219L61 220V222H62V224H64V226H62V224H60V221H58V220L55 221ZM76 219H77V220H76ZM113 219H114V220H113ZM119 219H120V220H119ZM121 219H122L123 221H121ZM136 219H137V220H136ZM141 219H142V220H141ZM161 219H162V220H161ZM172 219H173V220H172ZM192 219H193V220H192ZM200 219H201V220H200ZM206 219H207V220L209 219L210 221H212V223H210L209 221L207 222ZM217 219H218V220H217ZM241 219H242V220H241ZM250 219H251V220H250ZM3 220H4V221H3ZM43 220L40 221V222H42V223H40V224H41V225H40L41 227L44 226V225H43ZM117 220H119V221H117ZM131 220H132V221H131ZM139 220H141V222H140ZM179 220H182L183 223H182V221H179ZM215 220H216L217 222H218L219 220H221L220 223H221V224L223 223L221 227H223V225H225V226H224L223 228H221V227H220V223H217L219 226L216 225V224H214V223H216ZM240 220H241L242 222H241ZM249 220H250V221H249ZM47 221H48V222H47ZM113 221H114V222H113ZM115 221H117V222L115 223ZM125 221L127 222V224H128L129 227L131 226L130 228H131L132 232H131V230L127 232V230L130 229L128 226H127V227L124 226L125 229L128 228V229H126V231H125L124 227H123L122 229L118 228V227L120 226L119 224H122L121 222L126 223ZM158 221H159V222H158ZM173 221H174L175 223H174ZM178 221L180 222V223L178 224L179 226H178V225H175V224L178 223ZM200 221H201V222H200ZM214 221H215V222H214ZM222 221H225V223L222 222ZM238 221H239V222H238ZM1 222H2V224H1ZM50 222H51V221H50ZM56 222H57V223H56ZM110 222H112L113 224H111ZM138 222H139V223H138ZM164 222H165V223H164ZM203 222H205V223L203 224ZM234 222H235V223H234ZM47 223H48V224H47ZM118 223H119V224H118ZM132 223H133L134 225H133ZM137 223H138V224H137ZM152 223H153V224H152ZM171 223H172L174 226H173ZM208 223H209V224H208ZM231 223H232V224H231ZM239 223H240L241 225H239ZM23 224H26V223L24 222ZM28 224H29V223H27L26 225H28ZM32 224H33V223H32ZM32 224H31V223L29 224V227H30V228H31V225H32ZM114 224L116 225V227H114ZM127 224H126V225H127ZM131 224H132V225H131ZM213 224L215 225V230H219V232H220V231H222V229H223V231H222V232H223V233H222L223 235H224V232L228 229V231L225 232V235H224V236H226L225 238H223L224 236L221 235V232H220V235H219V234H218V233H219L218 231H216L217 233H216L215 231H213V230H214V226H213ZM227 224H228V226H227ZM256 224H257V222H256ZM2 225H3V226H2ZM33 225H35V224H33ZM33 225H32V226H33ZM123 225H125V224H123ZM135 225H136V226H135ZM151 225H152V226H151ZM201 225H202V226H201ZM232 225H233V226H232ZM40 226H39V227H40ZM55 226L52 227V228H53L56 232H59V233H60L61 230L58 231V230H59V229H58V226L56 227L57 229H55ZM117 226H118V227H117ZM231 226H232V227H231ZM241 226H242L243 228H241ZM248 226H250V227H248ZM37 227H38V226H37ZM50 227H49V228H50ZM113 227L115 228V231H117V233H115L114 230L111 231V229H112ZM176 227H177V228H176ZM205 227H206L207 229H206ZM211 227H213V230H212V231L215 232V233L213 234V233L211 232V233H212L211 236H208V235H210ZM219 227H220L221 229H220ZM246 227H247V228H246ZM35 228H36V226H35ZM72 228H73V229L75 228V229L73 230ZM114 228H113V229H114ZM1 229H0V230H1ZM36 229L39 230V228H36ZM50 229H51V228H50ZM53 229H52V231L55 232ZM69 229H70V230H69ZM117 229H118V230L120 229V230H123V231H118ZM149 229H150V230H149ZM224 229H225V231H224ZM233 229L235 230V233H232V232L234 231ZM245 229H246V230L249 229L248 231H250L251 229H252V230H251L250 232L247 231L248 233H246V234L244 235V232H246ZM254 229H255V230H254ZM67 230H69V231H67ZM76 230H77V231H76ZM107 230H108V231H107ZM174 230H175V231H174ZM177 230H178V231H177ZM204 230H205V231H204ZM206 230H207V231H206ZM242 230H244V231H242ZM256 230H258L257 233H256V235L259 234V235H258V239H257V236H256V238H255V237L253 238V236H254V234H255V233L253 234V232L256 231ZM109 231H111V233H110ZM124 231H125V233L127 232L126 234H127L128 236H127L125 233H123ZM149 231H150V232H149ZM237 231H238L240 234H241V231H242V232H243L242 234H243V236H245V237L243 238V237H242V234L240 235L241 237H239ZM252 231H253V232H252ZM259 231H261L262 233L260 232V233H261V234H260ZM62 232H61V233H62ZM68 232H71V233H69V235H68ZM105 232H106V233H105ZM119 232H122V233H120V234H123V236L120 235V234H118ZM204 232H206V235H205L206 237L204 236V237L207 239L206 241H205V240H201L202 237H203L202 235L205 234ZM107 233H108V235H107ZM128 233H130V234H128ZM203 233H204V234H203ZM236 233H237V234H236ZM104 234H106V235H104ZM110 234H111V235H110ZM113 234H115V236H114ZM217 234L219 235V237H218ZM233 234H234V235L236 234V236L233 237ZM250 234H253V236H252V235L250 236ZM67 235H68V236H67ZM117 235H118L119 237H118ZM215 235L218 237V239H216L217 237H215ZM80 236H81V237H80ZM101 236H102V237H101ZM120 236H121V237H120ZM124 236H125V237H124ZM149 236L151 237L153 243L151 242V239H150ZM212 236L215 237V239H214ZM237 236H238V237H237ZM249 236L251 237V240H249V239H250ZM259 236H261V237H259ZM146 237H147V238H146ZM204 237H203V239H205ZM208 237H210V239H208ZM211 237H212L214 240H213ZM221 237H222V238H221ZM235 237H237L238 239L240 238L239 241H240L241 239H244V240H245V243H247V244H246V245L242 244V242H243L244 240H243V241L241 240V244H242V245L239 244L238 246H236V249H237V250H240V252H239V251L236 252V250L233 249V248H232V249H233L234 251H233V252H232V251L229 252L230 250H232V249H229V248H230L229 246H230L231 244H233L234 241H235L236 245H237L238 242H239V241H238V242L236 241V238H235ZM248 237H249V239H248ZM120 238H121V239H120ZM124 238H125V239H124ZM141 238H143V239L141 240ZM144 238H146L145 240H146L147 242H149V240H150V242H149V243H147L146 241L144 242ZM229 238H232V241H231V239H229ZM233 238H234L235 240H234ZM252 238H253V239H252ZM259 238H260V240H259ZM119 239H120V240H119ZM122 239H124V241H123ZM129 239H130V240H129ZM147 239H148V240H147ZM196 239H200L201 241H204V242L201 243V241L199 242V241L196 240ZM220 239H221V242H218V240H220ZM223 239H224V240H223ZM238 239H237V240H238ZM246 239H248L249 241L247 240V242H246ZM216 240H217V241H216ZM227 240H229L228 243L226 242ZM233 240H234V241H233ZM81 241H80V242H81ZM119 241H120L121 243L124 242V243H126V244H124V243L121 244ZM196 241H197V243H196ZM212 241H214V242H215V241L218 242V246H217V243H216V242H215V243H216V244H215L214 242L212 243ZM222 241H223V242H222ZM262 241H264V238L262 239ZM77 242H74L75 245H78L79 248L85 250V248H86L87 246H86L85 248H83L84 246L82 245L83 247H81V246H80L81 243L79 244V243H77ZM115 242H116V243H115ZM198 242H199V243H198ZM210 242H211L212 244H211ZM257 242H258V243H257ZM76 243H77V244H76ZM85 243H86V244H85ZM113 243H114V244H113ZM142 243H143V244H142ZM144 243H146V245H147L149 248H150V246L152 245L153 249H155V250H153V251H152V250H151V251L148 250V251H150V253H151V252H152V253L154 252V253H153V256H155V257H153V256H149V253H148L147 256L145 255V256L147 257V259H146V257L144 256L146 250H144L145 252H143V249H149V248H143V249H142V247H144V246H143ZM151 243H152V244H151ZM193 243H194V244H195V243L198 244V247H199V248H198V247L196 248V247H195L196 244L194 245ZM200 243H201L202 248H200L201 246H199ZM206 243H207V244H206ZM208 243H210V244H208ZM243 243H244V242H243ZM261 243H263V242H261ZM119 244H121L122 246H120ZM149 244H150V246H149ZM205 244H206V245H205ZM213 244H214V245H213ZM73 245H74V244H73ZM75 245H74V246H75ZM115 245H116V246H115ZM117 245H119L120 248H119V246H117ZM146 245H145V246H146ZM193 245H194V246H193ZM208 245H210L209 248H208ZM211 245H213V246H211ZM243 245H244V246H243ZM113 246H114L115 248H114ZM183 246H184V247H183ZM192 246H193V247H192ZM239 246H241L240 249H238ZM75 247H76V246H75ZM110 247H111V248H110ZM116 247H117V249H116ZM122 247H123V248H122ZM152 247H151V249H152ZM154 247H155V248H154ZM237 247H238V248H237ZM242 247H243V253H244V251H245V252L249 251V252L243 254V258H241V256H242V254H241V253H242ZM244 247H245V249H244ZM77 248H78V247H77ZM88 248H86V249H88ZM107 248H108V250H107ZM193 248H196V249L190 251V252H191V253H190L191 256H192V257L194 256L193 259H192L191 256H188V257H187L186 254L190 255L188 249H193ZM103 249H104L105 251L107 250V252H105ZM109 249H110V250H109ZM113 249L116 250V251H114ZM157 249H158V250H157ZM181 249H184V250L187 249L188 251H186V252H188V253H185V255H184V253H181V252H183V250H181ZM227 249H228V250H227ZM111 250H112V251H111ZM117 250H118V251H123V252L119 253V252H117ZM141 250H142V251H141ZM108 251H109V252H108ZM137 251H138V252H137ZM180 251H181V252H180ZM210 251H211L212 253H210ZM97 252H96V253H97ZM104 252H105V254H106V253H108V254L105 255ZM116 252H117V254H119V255H117ZM140 252H143L144 254L141 253L142 255H140V254L138 255V253H140ZM178 252H179V255H178ZM195 252H197V253L195 254ZM250 252H251V253H250ZM112 253H113V254H112ZM152 253H151L150 255H152ZM219 253H222V255H221L222 257L220 256V257H221V260H220V257L218 258V256L220 255ZM230 253H233V254H230ZM237 253H238V254L240 253L239 255H241V256L237 255ZM114 254H116L117 256L114 255ZM193 254H194V255H193ZM201 254H202V255H201ZM213 254H215L216 256L213 255ZM217 254H218V255H217ZM257 254L259 255V258H258V255H257ZM183 255L186 257V259L189 258L190 260H189V261L187 260V261H188V262H187V261L185 260V257H183ZM260 255H261V256H260ZM140 256H144L145 259H142L143 257H140ZM159 256H160V257H159ZM178 256H179V259H180V257L183 258V259H180V260L177 259ZM214 256L216 257V258H215L216 260L213 259ZM235 256H236V257H235ZM111 257H109V258L112 259ZM148 257H150V259H149ZM162 257H163V259H164V262H163ZM165 257H166V258H165ZM260 257H261V258H260ZM203 258H205L204 255H203ZM250 258L252 259L253 257H250ZM250 258H249V261H250ZM254 258L251 260L252 262H253V260H255ZM257 258H258L259 260H258ZM132 259H133V260H132ZM151 259H153V260H151ZM156 259H157L159 262H160V261H161V262H160V263H159V262L157 263V260H156ZM160 259H161V260H160ZM170 259H171V260H170ZM191 259H192V260H191ZM205 259H206V258H205ZM217 259H218V261H217ZM199 260H200V261H199ZM219 260H220V262H219ZM223 260H224V261H223ZM256 260H255V261H256ZM263 260H264V259H263ZM134 261H135V262H134ZM136 261H137V262H136ZM215 261H216V262H215ZM236 261H237V260H236ZM243 261H242V262H243ZM249 261H248V263H249ZM251 261H250V262H251ZM111 262H110V264H111ZM192 262H193V261H192ZM192 262H190V264H196V263H194V262L192 263ZM207 262H208V263H207ZM232 262H231V263H232ZM237 262H238V261H237ZM242 262H239V263L244 264V263H242ZM166 263L168 264V262H166ZM171 263H170V264H171ZM175 263H174V264H175ZM183 263H182V264H183ZM198 263H197V264H198ZM203 263H202V264H203ZM228 263H227V264H228ZM234 263L236 264V262H234ZM239 263H237V264H239ZM248 263H246V264H248ZM253 263H255V262H253ZM253 263H249V264H253ZM127 264H129V263H127ZM172 264H173V263H172ZM176 264H177V263H176ZM225 264H226V263H225ZM229 264H230V263H229ZM256 264H258V263H256Z\"/></svg>","mask_w":264,"mask_h":264}]
</instances>
